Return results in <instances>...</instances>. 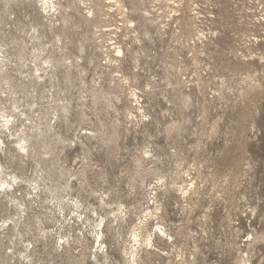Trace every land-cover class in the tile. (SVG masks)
<instances>
[{
  "label": "rangeland",
  "instance_id": "1",
  "mask_svg": "<svg viewBox=\"0 0 264 264\" xmlns=\"http://www.w3.org/2000/svg\"><path fill=\"white\" fill-rule=\"evenodd\" d=\"M62 2L67 3L65 0ZM184 2V12L188 6L187 4L194 2L196 5L193 8L198 5L196 7L197 11L203 13V27L207 31L215 28L219 32L218 37L211 44L207 46L199 44L194 49L195 45L193 43L190 45L182 39L179 40V29L175 28V22L172 23L170 30L163 37L154 34L152 39L142 38V41L138 42L135 41L134 35L126 33L129 36L124 38L129 48L141 51V70L138 72L139 77L136 86L142 91L150 90L151 87L145 88L151 83L153 89L150 96H143L144 106L148 104L145 107L147 115H150L148 116L150 120L141 124L140 127L134 129L130 123V117L126 120L122 111L119 114L120 116L112 113V116L104 117L102 113L103 106L94 108L89 103H86V106L82 107V101L78 99L82 95L80 90L84 87L81 83L82 76L89 83L93 79L100 82L101 70L96 68L95 65H90V68L88 62H85L84 65L88 68L86 75L84 73L79 75L80 73L77 69L73 70L72 88L65 83L63 69L58 71L59 78L54 83L55 89H51L50 83L46 85L45 92L47 95H57L58 92L59 98L62 97L68 101L70 100L71 103L73 102L71 113L65 119L58 112L59 120L54 119L53 121L54 124L58 122L55 126L61 137H63L62 141L65 140V148L61 155V160L65 161L63 165L72 169L74 173L83 170L87 171V178L79 176L78 181L71 182L73 188L71 192H68L70 197L68 196L66 199L76 198L75 201L80 200L85 207L89 206L91 210L97 209L100 216L106 218V220L112 216L110 210H114L116 203L111 207H102L101 201L98 199L102 192L109 193L113 202L122 201L131 206V213L133 212L131 217L124 222H118V225L114 222L112 224L114 225V230H106L105 237L109 256L111 257L108 264H124L117 250V240L114 237H116V229L118 228L121 238H126L132 227L139 223V217L146 215L145 213H140L149 206L143 198L146 193L145 185H142V188L140 187L136 194L128 182L134 169L132 155L136 153L137 150L135 149L139 146L150 144L148 146H150L151 151L153 149L156 157L161 158L156 163L158 168H160L159 171H161H158V175L166 176L164 178L166 184L178 181L179 183L176 182V188L178 189L192 182L198 185L196 187L198 190L191 196L192 200L191 198H181L180 189L173 190L175 187L166 193L162 192L164 190L157 191L158 200L162 203H160V208L163 209L159 212L158 218L154 217V219L150 220L151 226H154L153 231L156 230L157 223L165 224L172 233L173 231L174 233L179 232L180 228V232L183 233L184 231V235L182 233L176 235L174 237L175 241L173 243L170 241L169 245L160 241L157 243L163 249H166L167 252L170 251V257L166 256L165 258H168L166 260L172 258L176 261H186L185 264H189L191 259L193 261L196 258L195 264H235L237 258H240L239 256L250 251L249 255L252 254L250 256L251 264H264V72L262 71L264 65L258 63V59H256L255 65L247 70L243 66L242 59L235 57V54L245 53L246 47H251L252 42L250 41L254 39V35L262 36L264 34L263 28L259 27L261 32H258L259 29L252 27L250 24L252 22L249 19V16L255 11L253 7H258L260 11L264 4L260 5L259 0H184ZM19 3L18 1H13L5 8L2 0H0V9L3 11V16L0 18L2 20L0 22V44H3L4 51H6L13 63L9 66L6 75H4L7 81L6 79H1L0 91L4 89L6 93L9 92L10 97H6L4 93L0 92V100L2 99L0 107H6L14 112L13 104L16 103L20 107L17 112L28 113V104H42L40 98L44 91L41 87L33 85L28 88L29 95L23 91L27 83H25L24 78L16 74L18 73L16 72V68H18L16 64L21 67V63L16 59L18 54L16 45L24 39L26 40L28 44V59L30 61L32 59L30 54L34 45L33 41L30 40L32 33H34L31 28H38L39 32L44 35V42L47 46H51L53 35L49 32L47 26H42L43 21H45V25H47V21L41 17L39 10L33 3L29 1L25 2V4ZM258 4L259 6H257ZM249 10L252 11L249 12ZM183 11L182 13H184ZM259 11L257 12L262 18L263 13ZM72 16H74L73 20L75 23L82 21V16L77 11H73ZM262 22V25H264V21ZM22 27H25V31L29 33L28 36L21 31ZM68 33L71 35L72 44H68L69 52H66L74 58V56L79 55V44L84 42L90 36V33L86 27L77 30L75 28V30ZM85 46L88 47L87 56H94V47H89L87 43ZM201 48L203 49L200 50ZM167 51L181 53V56L186 60L183 64L188 69L187 73L190 75V79L195 80L197 78L196 73L200 72L203 74L205 87L207 88L206 95L203 96L196 89H193V105L190 109L182 108L176 101L170 104L167 102V99H170L172 95L169 92L170 89L165 76L169 75L171 80L174 81L175 78L172 76L174 71L170 68V65H178V63H172L171 61L170 63H162ZM195 52L201 58V64L198 68L191 61L192 58H190ZM47 55L49 54L47 53ZM59 55L57 54V56ZM165 60L168 61L167 58ZM126 65V72L131 75L133 67L131 60ZM22 70L25 73L29 72L27 68H22ZM247 71L252 72L260 86L252 88L247 85V75L250 74ZM7 83L11 87L10 90ZM91 83L93 85V82ZM106 86L105 80L103 84L104 90H106ZM218 90L220 91L219 96ZM10 92H15L16 94L10 95ZM163 94L167 95L165 99H163ZM45 102L42 105V110L50 116L51 112L53 113L54 111V109H51L53 105ZM124 103L125 101L117 105L122 109L125 106ZM22 108L24 110H21ZM82 110H85L89 115L91 122L85 124L81 121L80 112ZM117 118L121 122V126L118 129L117 146H110L108 142L90 141L83 136L86 130L88 132L95 129L103 131L102 123L105 124L106 128L111 127L117 121ZM173 121L180 122L181 130L169 135L165 133V129ZM125 125L129 128V131H126ZM80 136L89 149L81 144ZM4 138H6L7 145L11 147V138L9 139L11 140L10 143L8 141L9 137L4 136ZM104 138L106 139V137ZM55 143L56 141L53 145ZM49 146L51 147L52 145ZM13 147H15L14 144L11 148ZM58 151L56 150V153L49 155L47 167L43 164L41 165V167L46 169V172L44 171L42 174L49 179L47 182H50L51 186L53 184L63 185L66 183V178H62L60 174L59 165H62V161L56 163L55 160ZM0 160L6 167L10 168L9 172L19 173L17 161L12 165H7L4 155L1 156ZM160 161L161 163H159ZM152 166L153 164L149 168ZM31 168L26 176L33 179L36 175V167L32 166ZM184 172L189 173L190 176ZM172 177H174V180ZM155 178L158 179L156 176ZM157 179L155 180L154 176L149 179V183L152 184L151 187L159 184V179ZM81 182L87 183L88 187L86 186V189L81 187ZM93 190L97 192L96 195L91 194ZM23 191V189L19 191V194ZM152 203L153 201H151L150 207L153 210ZM5 205L0 203V226L4 218L8 217V215H13L15 212L6 202ZM66 209L65 212L70 214L71 211L69 209L71 208L66 206ZM34 211V214H39L38 216L46 222L44 223L45 227L53 229L51 231H56L60 228V223L55 221L57 219L52 218L49 220L50 222L46 221L45 211L42 208L34 209ZM73 214L68 217V222L72 223L70 226L75 221ZM86 215L91 216L88 211H86ZM49 216L51 215L49 214ZM94 219L97 220L98 217L94 216ZM60 221L62 224L63 219H60ZM68 222L67 226H65L66 223L62 226L69 228ZM79 223L82 225L81 222ZM79 223H75L74 229L69 228L72 230L71 235L76 233V229L82 227ZM83 226V230L86 232V226ZM254 235L255 238L259 239L256 242H253ZM31 236V234L25 235L20 241L31 240L33 242L34 240ZM87 238L90 249L94 245L97 247L93 238ZM56 240V238L49 240L47 243L49 245L46 249H44L43 245H40L41 243L36 244L38 245L37 251H39V255L35 256V259H38L37 264H70L66 256L56 257L57 255L51 249ZM17 242L15 240L13 243L8 242V240L4 241L7 249L12 248L14 251H19L22 246H18ZM23 242L22 244H24ZM12 249H9L8 252ZM80 250L81 248L79 247L75 251V255ZM1 253L3 251H0V255ZM150 258L152 260L151 263L147 260L141 264H166L163 259ZM12 263L21 264L18 258H15ZM85 264H93V262L89 260Z\"/></svg>",
  "mask_w": 264,
  "mask_h": 264
},
{
  "label": "bare ground",
  "instance_id": "2",
  "mask_svg": "<svg viewBox=\"0 0 264 264\" xmlns=\"http://www.w3.org/2000/svg\"><path fill=\"white\" fill-rule=\"evenodd\" d=\"M13 1H18L21 4H25V2L28 1L33 3L34 6L39 10L41 17L44 18V20L46 19L47 25H45L46 23L43 21L42 26H47L49 32H51L53 35V39H51V46H47V44L44 42V35L39 32L38 28H31L33 29L34 33H32L30 40L33 41L34 45L32 47V53L30 52L32 57L30 61L28 59V44L26 40L24 39L21 42L18 41L19 43L16 45V48H18L16 59H18V62L21 63V67L19 64L15 63L18 67L16 68V72H18L16 74H19L22 78H24L25 83H27V85L23 88V91L29 95L30 93L28 92V88L32 87V85L41 87L44 91L43 93L41 92L42 96L40 98L42 104H28V113H24L22 111L17 112L20 107L17 106L16 103L13 104V107L15 108L14 112L6 107H0V158L4 155L7 165H12L15 161H17V168L19 169V173L17 174L14 172H9L10 168L6 167V165L0 160V203L5 205L6 202V204L10 205V208H13L15 211H13L14 214L11 216L7 214L8 217L4 218L2 225L0 226V251H3V253L0 255V264H13L12 262L15 258H18L21 264H37L38 259L36 260L35 256L39 253V251H37L38 245L36 244L41 243L40 245H43L44 249H46L49 245L47 244L48 241L55 238L57 240L51 249L57 255L56 257L66 256L70 264H85L89 260L93 262V264H108L111 257L109 256L108 246L105 241L106 230H114V225H112L114 222L118 225V222H124L130 218L133 213H131L130 210L131 206H128L122 201L113 202L109 193L102 192V194H100V198H98L101 201L102 207H111L116 203V205H114V210H110L112 216L106 220V218L100 216L97 209L91 210L89 206L85 207L80 200L75 201L76 198H69L68 200L66 199L68 196L70 197L68 192H71L73 188L71 182L75 180L78 181L80 178L79 176L86 177L87 171L83 170L74 173L72 169H69L63 165L65 161L61 160V155L65 148V140L62 141L63 137H61L60 132L55 126L58 122H55L54 124L53 121L54 119L59 120L58 112L61 113L65 119L67 115L71 113V109L73 108L71 105L73 102L71 103L70 100L68 101L62 97L59 98L58 92L57 95H50L49 93V95H47L45 92V89L47 88L46 85L50 83L51 89H55L54 83L55 81H58L57 79L59 78L58 71L63 69L65 83L69 85L68 87L72 88L73 70L77 69L80 73L79 75H82L83 73L86 75L88 73V68L84 65L85 62H88L89 67L90 65H95L96 68H100L101 70V77L99 78L100 82L96 81V79H93L91 81L93 82V85H91L92 83L90 82V84L87 82V80L82 76L81 83L84 87L83 89L81 88L80 91L82 92V95L78 98L80 101H82V107L86 106V103H89L90 106L94 108L103 106L102 113L104 117L112 116V113L118 116L122 111L126 117V120H128V117H130V123L132 124V127L136 129L137 127H140L141 124H144L150 120L148 117L150 115H147L145 107L148 104L144 106L143 96H150V94L153 92V89L151 83L147 85V88H145L148 89L151 87L150 90L142 91L136 86V82H138L139 77L138 72L141 70V51H136L133 48H129L125 43L124 38L132 34L135 36V41L141 42L142 38L152 39L154 34L159 37H163L170 30L172 23L175 22V28L179 29V40L182 39L190 45L193 43L195 45V49V47H197L199 44L204 46L211 44V42L218 37L219 32H217L215 28L207 31V29L203 27V13L197 11L198 9L196 7L198 5L193 8L194 5H196L194 2L188 3V6L184 12V0H65L67 3H63V0H2L5 8L8 7ZM259 4H264V0H259ZM259 4L257 6H259ZM262 6L263 8L260 11L258 7H253L255 11L251 14V16H249V19L252 22L250 24L252 27L259 29L258 32H261L262 28V31H264V25H262V21H264V5ZM1 11L2 10L0 9V12ZM73 11H77L79 15L82 16L81 22H74V16H72ZM182 11L184 13H182ZM251 11L249 10V12ZM257 11L263 13L262 18L259 16L260 14H258ZM2 13L3 11L0 13V18L3 16ZM1 21L2 20H0V22ZM83 27L88 29L90 36H88L84 42H81L79 47L77 46L79 55H76L73 58L69 55V53L66 52H69L68 44H72L70 39L71 35H69L68 32L75 30V28L77 30ZM21 31L27 36L29 35V33L25 31V27H22ZM250 42H252V45L251 47H246L245 53L242 52L240 55L235 54L237 59H242L241 61L243 66L247 70L248 68H251L255 65L256 59H258V63L264 65V34L262 36H258L257 34L254 35V39ZM86 43L89 45V47H94V56H87L88 47L85 46ZM2 45L0 44V80L6 79L4 75H6V72H8L9 66L13 64L6 51H4ZM202 49L203 48L200 50ZM47 53L49 55H47ZM57 54L60 55L57 56ZM165 54V59L167 58L168 61L164 59L162 61L163 64L170 63V61L172 63H178L176 66L174 64L170 65V68L174 71L173 75H171L175 78V80L172 81L169 75L165 76L167 85L170 89L169 92L172 95L170 99H167V102L170 104L176 101L182 106V108L190 109V107L193 105V89H196V91H198L203 96L206 95L207 88L205 87L203 74L200 72L196 73L197 78L195 80L190 79V75L187 73L188 69L186 65L183 64L186 62V60L181 56V53L176 51L171 53L170 51H167ZM190 58H192L191 61L194 62L198 68V66L201 64V58L199 57V54L195 52V54ZM129 60H131V65L133 66L131 75L126 72L125 67L127 66L126 64L129 62ZM22 68L29 69V72L25 73ZM262 71L264 72V66ZM247 72L250 73L247 75V85L252 88H255V86H260V83H258L256 78L252 75V72ZM105 80L107 84L106 90L103 88ZM1 82L2 80L0 81V84H2ZM7 84L9 86V83ZM13 88L15 87L13 86ZM10 89L11 87L9 90ZM0 92L4 93V96L6 97L9 96V92L6 93L4 89H2ZM15 94V92H10V95ZM85 94L88 95L85 96ZM219 95L220 91L218 96ZM162 96L163 99L167 97L166 94H163ZM44 101H46L45 103H48L49 105H53V107L49 106L52 107L51 109H54L50 116L49 114H45L42 110ZM124 101L125 106L120 109L117 104ZM21 110L24 109L22 108ZM85 110L80 112V117L81 121L87 124L91 121L89 120V115L85 112ZM116 120L117 121L108 128H106L105 124L102 123V128H104L103 131L100 129H95L88 132V130H86L83 136L88 138L90 141L97 140L103 143L108 142L110 143V146L115 147L117 146L118 129L121 126L120 120H118V118ZM125 129L126 131H129L127 126ZM180 130V122L173 121L166 126L165 133L172 135L179 132ZM4 136L9 137V143L12 140L11 143L12 145L14 144L15 147L11 148L12 145L9 147ZM104 137H106V139ZM10 138L11 140H9ZM81 138L82 137L80 136L79 139L81 144L84 147H87V145L84 143V140ZM55 141L56 143L53 145ZM49 145L52 146L50 147ZM148 145L139 146L135 149L137 151L132 155L134 169L132 168V177L129 178L128 183L136 194L139 188H142V185H145L144 187L146 193L144 194L143 198L146 200L145 203H147L149 206H147L144 211L140 212L145 213L146 215L144 217H139V223L137 225H135L136 222L134 223L135 226L132 227L126 238L122 239L120 233L117 230L118 228L116 229V237H114V239L117 240V250L119 251V255L122 257V263L124 264H141L147 260H149L151 263L152 260L150 257H154L156 260L163 259L166 264H185L186 261L183 260L176 261L172 258L166 260L168 259L165 258L166 256L170 257V251L167 252L166 249H163L157 244L159 241L162 243H167V245H169L168 243L170 241L173 243L175 241L174 237L182 233L180 232L181 228L177 233H174L172 230V233L167 229L168 227H166L165 224L157 223L158 225L156 230L153 231L154 226L152 227L150 224V220L154 219V217L158 218L159 212L163 209L160 208L161 202L158 200L157 191L164 190L162 192L166 193L170 192L168 190L171 188L175 187L173 190L178 189L176 188V182L178 181H173L172 183L168 181L169 184H166L164 179L166 176L164 177L158 175L160 168H158V164L156 163H158L161 158L159 159L158 156L156 157V155L153 153V149L151 151L150 146ZM56 150L59 151L56 154L55 160L56 163L62 161V165H59L60 174L62 178H66V183L63 185L53 184L54 186H51L49 184L50 182H47L49 179L46 176L44 177L42 174L44 171L46 172V169L41 167V165L43 164L47 167L49 155L56 153ZM159 163H161V161ZM152 164L153 166L149 168V166ZM32 166L36 167V175L33 177V179H30L26 175ZM187 174L189 175V173ZM153 176L155 180L157 179L155 176L158 177L159 180H157L159 181V186L156 184L155 187H151L152 184L149 183V179ZM172 178L174 180V177ZM158 181L156 182L158 183ZM86 186L88 187L87 183L85 184V182H81V187L86 189ZM197 186L198 185H196V183L194 184L192 182L186 186H182V188L180 187L179 189L181 198H191V196L194 195L198 190L196 188ZM22 189L24 191L19 194V191ZM91 194L96 195L97 192L93 190ZM151 201H153V210L150 207ZM35 206L37 207L35 208ZM66 206L71 208L69 209L71 211L70 214L65 212ZM37 208H42V210L45 211L44 215L46 221H49L52 218L57 219L55 221L60 223V228L56 231H51L53 229H50V227H45L44 223L46 222H44V220L38 216L39 214H34V209ZM86 211H88L91 216H87ZM72 213H74L73 217L75 221L73 225L70 226L72 223L68 222V217ZM49 214L51 216H49ZM94 216L98 217V219H94ZM60 219H63L62 224ZM67 222L69 224L68 226H70L69 228L71 229L75 227L74 225L76 222H81L82 225L80 223L79 224L83 228L77 227L78 229H76V233L71 235L72 230L65 227L67 226ZM62 225L65 226L63 227ZM83 225L86 226V232L83 230ZM30 234L34 240L33 242L31 240L24 242L20 241L25 235ZM87 237L93 238L95 241L94 243L97 244V247L94 245V247L90 249L88 247L89 241ZM259 237L261 238V236ZM5 240H8V242L11 243H13L14 240L16 242L18 241V246H22L21 250L14 251L12 248L7 249V246L4 243ZM257 240L259 239L255 238L254 235L253 242H256ZM22 242L24 244H22ZM75 246L78 247L75 248ZM79 247L81 250L79 253L77 252V255H75V251H77ZM9 249L12 250L8 252ZM249 252L239 256L240 258H237L235 264H251L250 256L252 254L249 255ZM180 256L182 257V255ZM195 259L193 261H191V259L189 264H195Z\"/></svg>",
  "mask_w": 264,
  "mask_h": 264
}]
</instances>
